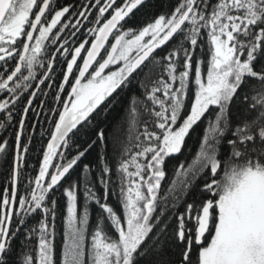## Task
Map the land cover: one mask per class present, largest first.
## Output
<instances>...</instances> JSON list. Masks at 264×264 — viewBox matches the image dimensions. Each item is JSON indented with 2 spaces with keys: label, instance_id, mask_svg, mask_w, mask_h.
Masks as SVG:
<instances>
[{
  "label": "snow or ice",
  "instance_id": "snow-or-ice-1",
  "mask_svg": "<svg viewBox=\"0 0 264 264\" xmlns=\"http://www.w3.org/2000/svg\"><path fill=\"white\" fill-rule=\"evenodd\" d=\"M149 5L0 0V264H264V0Z\"/></svg>",
  "mask_w": 264,
  "mask_h": 264
},
{
  "label": "trees",
  "instance_id": "trees-1",
  "mask_svg": "<svg viewBox=\"0 0 264 264\" xmlns=\"http://www.w3.org/2000/svg\"><path fill=\"white\" fill-rule=\"evenodd\" d=\"M174 2L175 0H150L149 6H150L151 11L147 13H141L140 18L149 19L151 12L166 10ZM130 99H131L130 95L125 94L119 99L117 103H115L113 106H110L105 112H102L97 117V121H96L101 124V127H105L109 129L110 131L114 129L122 140H126L128 137V128H129V123H130L131 118L127 115L125 110L129 107ZM33 135H35V132H33ZM78 139H81V140L87 139V135L85 133H81ZM186 142L188 146L192 149V152L194 153L198 148L197 139L193 137L192 139H188ZM109 151H111V145H109ZM95 157H96V153H93V155L89 157V159L94 160ZM182 158L183 157H181V159ZM175 162L176 161H174V163ZM57 195L59 197V193ZM109 203L110 204L113 203L111 198L109 200ZM91 212L93 214L92 218H95L98 215L99 210L95 208L94 206H91ZM57 227H58V234H57L56 242H57L58 250H59V245L61 244V241H62V236L60 235V233L62 232V223L59 219L57 221ZM17 243L19 245L21 241H18Z\"/></svg>",
  "mask_w": 264,
  "mask_h": 264
}]
</instances>
